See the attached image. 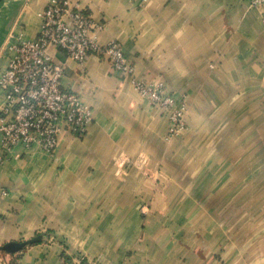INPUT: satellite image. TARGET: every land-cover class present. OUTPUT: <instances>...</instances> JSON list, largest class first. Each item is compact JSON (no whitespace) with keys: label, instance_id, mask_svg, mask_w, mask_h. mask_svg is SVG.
<instances>
[{"label":"crops","instance_id":"obj_1","mask_svg":"<svg viewBox=\"0 0 264 264\" xmlns=\"http://www.w3.org/2000/svg\"><path fill=\"white\" fill-rule=\"evenodd\" d=\"M81 1L139 78L187 94L189 128L168 122L110 64L50 47L63 87L93 110L87 133L53 153L15 147L0 162V264H264V6L250 0ZM48 0L0 4L9 33L37 36ZM187 97V96H186ZM4 94L0 91V106ZM1 154V133H0ZM242 183V186H241ZM264 193V189H263Z\"/></svg>","mask_w":264,"mask_h":264},{"label":"built area","instance_id":"obj_2","mask_svg":"<svg viewBox=\"0 0 264 264\" xmlns=\"http://www.w3.org/2000/svg\"><path fill=\"white\" fill-rule=\"evenodd\" d=\"M250 5L262 7L264 0H250ZM38 16L40 23L34 39L17 34L12 35L11 41L10 32L6 44L7 64L0 70V91L4 94L0 106V162L15 147L26 152L35 147L53 153L63 133L80 138L93 122L91 106L62 86L64 65L53 60L50 47L63 51L67 59L80 66L91 56L108 62L115 73L127 79L133 90L166 118L165 140L187 130V99L167 92L160 80L139 78L119 42L101 43L98 35L107 24L94 20L81 1L48 0ZM3 195L5 192L0 191Z\"/></svg>","mask_w":264,"mask_h":264},{"label":"water","instance_id":"obj_3","mask_svg":"<svg viewBox=\"0 0 264 264\" xmlns=\"http://www.w3.org/2000/svg\"><path fill=\"white\" fill-rule=\"evenodd\" d=\"M2 1L3 0H0V4L2 3ZM36 241H38L37 238L31 239L29 241H23V242H14V241L7 242L0 247V250L12 254V253H16V252L20 251L24 246H26L30 243H34Z\"/></svg>","mask_w":264,"mask_h":264},{"label":"rangeland","instance_id":"obj_4","mask_svg":"<svg viewBox=\"0 0 264 264\" xmlns=\"http://www.w3.org/2000/svg\"><path fill=\"white\" fill-rule=\"evenodd\" d=\"M166 89H167V86H166ZM167 92H168V89H167ZM182 96L185 97V99L188 98V95L187 94H183ZM181 96V98H182ZM187 96V97H186ZM183 99V98H182ZM187 105H188V112H189V104H188V101H186ZM188 114L187 113V118H186V124H187V129L189 128V123H188ZM183 133H181L182 135ZM241 186H242V183H241ZM263 189H264V180L263 179H257L255 181V190H256V202L257 203H263L264 204V193H263Z\"/></svg>","mask_w":264,"mask_h":264}]
</instances>
